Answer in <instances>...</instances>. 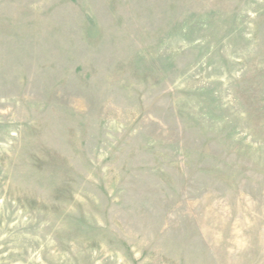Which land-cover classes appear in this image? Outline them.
<instances>
[{
  "label": "rangeland",
  "instance_id": "rangeland-1",
  "mask_svg": "<svg viewBox=\"0 0 264 264\" xmlns=\"http://www.w3.org/2000/svg\"><path fill=\"white\" fill-rule=\"evenodd\" d=\"M0 264H264V0H0Z\"/></svg>",
  "mask_w": 264,
  "mask_h": 264
}]
</instances>
